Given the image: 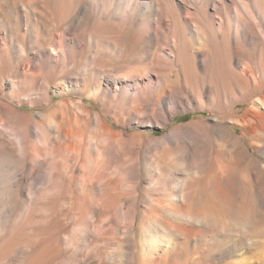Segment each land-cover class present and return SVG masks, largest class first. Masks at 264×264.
<instances>
[{"label":"bare ground","instance_id":"6f19581e","mask_svg":"<svg viewBox=\"0 0 264 264\" xmlns=\"http://www.w3.org/2000/svg\"><path fill=\"white\" fill-rule=\"evenodd\" d=\"M188 110L212 117L145 131ZM248 139L264 148V0H0V264H197L201 225L252 216Z\"/></svg>","mask_w":264,"mask_h":264},{"label":"rangeland","instance_id":"374dc122","mask_svg":"<svg viewBox=\"0 0 264 264\" xmlns=\"http://www.w3.org/2000/svg\"><path fill=\"white\" fill-rule=\"evenodd\" d=\"M51 21L52 19L47 18L46 26H50ZM211 75L213 79L217 80L218 75L216 73H212ZM65 95H67L69 98H72V99H80L81 97L79 91H77V89L75 88L73 90L68 91ZM55 98L56 100L60 101V99H62L63 96L56 95ZM85 101L92 108L102 109L103 107L102 104H100L99 102L91 98H86ZM248 106H251V103H249ZM24 108L27 109L26 106H24ZM45 110L46 109L43 106H38L36 109V111L38 112H44ZM202 113H205V115L212 117V112L209 110L182 111L175 116V118L173 119L174 121H172L168 127H165V128L155 127L151 129H145V131H147L151 135L160 137V136H163L165 133H167L168 130L174 125H176L177 123H187L192 120H196ZM110 121L113 124V120L111 118H110ZM228 121L231 122L230 120ZM134 129H135L134 127L133 128L130 127L128 130L132 131ZM260 143L261 142L259 141L257 142L256 140H251V139L247 140V144L249 145L252 153L249 155V157L248 156L245 157L243 160L244 162H242V168H245L248 170L247 175L245 176V179L250 182L249 183L250 185L253 183L251 185L252 190L247 191V188H246L243 194H240V193L235 194L237 203H240L241 200L244 199L243 197H247L246 199L250 200V202L253 201L252 203H254V211L252 213V216L246 219H242L240 217L237 218V216L233 214L230 215L229 216L230 218H228L227 220L228 221L227 226L229 228H226L227 226L223 227V225L221 226L215 225L212 222H210L209 224L207 223L206 224L207 226L201 225L200 229L203 230V232L197 236V239L190 246L191 249L189 248L190 249L189 251L191 252L193 250L200 249L202 246L206 248L207 251L204 253L198 252L197 254L196 253L193 254L195 263L197 264H264V148L259 149V147L257 148L255 147V145L257 144L259 145ZM259 146H262V143ZM195 158L196 157H191L187 163H184L182 160L180 161L179 179L183 180V181L181 180V182H185L187 178L186 176H188V174L190 175V173L191 174L195 173V175H199V176L202 175L201 168L199 167L197 163L198 161L195 160ZM154 172L155 171L151 172V174H154ZM183 172L185 174H182ZM141 191H142V187L137 189V193L139 192L138 194H140ZM140 197L141 195H139V198ZM140 199L142 200V197ZM144 205L146 204L141 203L138 207V210L139 211L144 210L145 209ZM115 212H116L115 221L116 220L119 221L118 212L116 210ZM69 213H68V220L70 221V224H72L73 226L76 220V217H75L74 211L72 212L70 211ZM139 215H140V212L138 213V216ZM232 216L235 218H233ZM123 217L124 216H122L120 220H122ZM163 219H167V220L170 219L169 214L163 215ZM124 221L127 223V220L125 219V217L123 218V222ZM125 222L123 224H125ZM119 223L122 224V221L121 222L119 221ZM115 230L116 228H111V229L106 228L104 230L103 236L104 237L105 235H108V236L105 237L104 239L105 241L104 243H102L105 247L102 246L101 244L102 247L108 248L107 246L109 247L111 246L108 249H113L114 245L115 247L118 246L119 241L120 243L124 242L126 238L124 237V230H122V232L120 230H116V231ZM112 238L115 240V242ZM179 239L181 241L183 240V237ZM179 239L177 241H179ZM125 264H129V263L126 262Z\"/></svg>","mask_w":264,"mask_h":264}]
</instances>
